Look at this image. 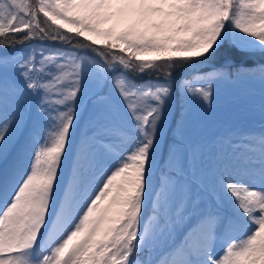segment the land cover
Here are the masks:
<instances>
[{
  "label": "snow or ice",
  "instance_id": "6c2138e0",
  "mask_svg": "<svg viewBox=\"0 0 264 264\" xmlns=\"http://www.w3.org/2000/svg\"><path fill=\"white\" fill-rule=\"evenodd\" d=\"M0 264H264V0H0Z\"/></svg>",
  "mask_w": 264,
  "mask_h": 264
},
{
  "label": "rangeland",
  "instance_id": "374dc122",
  "mask_svg": "<svg viewBox=\"0 0 264 264\" xmlns=\"http://www.w3.org/2000/svg\"><path fill=\"white\" fill-rule=\"evenodd\" d=\"M227 105H228V107H227V109L226 110H232V104H231V102L229 101V102H227Z\"/></svg>",
  "mask_w": 264,
  "mask_h": 264
}]
</instances>
